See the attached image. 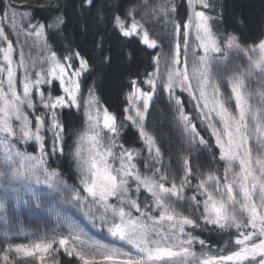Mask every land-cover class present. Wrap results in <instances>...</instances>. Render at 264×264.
Segmentation results:
<instances>
[{
    "label": "snow or ice",
    "instance_id": "obj_1",
    "mask_svg": "<svg viewBox=\"0 0 264 264\" xmlns=\"http://www.w3.org/2000/svg\"><path fill=\"white\" fill-rule=\"evenodd\" d=\"M187 2V22L168 21L175 29L170 58L154 56L155 71L146 73L142 82L131 78L125 94L123 120L137 129L153 164L146 162V170L141 171L137 164L141 150L121 141L122 122L89 88L83 99L85 127L74 133L71 156L78 183L73 185L60 183L62 174L50 160L63 156L66 143V127L57 110L82 106L81 82L90 71V61L79 50L61 57L48 44L47 29L65 25L62 14L48 24H33L27 12H19L11 3L5 7L0 15V214L9 210L12 201L23 202L54 215L57 228L29 244H8L0 251V264H19L17 258L46 264V258L60 250L81 264H264V85L259 91L249 87L253 78L264 79V39L247 46L233 34L221 38L212 30V17L197 10L210 8L208 0ZM93 7L95 0H81L82 13ZM170 11H176L175 5L169 8L165 2L152 15L167 20ZM111 23L119 36H135L147 49L158 47L143 18L138 20L133 11L113 16ZM11 35L19 45L18 59ZM95 47L110 63L103 36ZM35 48L40 50L36 57L31 55ZM233 56L238 64L231 63ZM56 82L61 95H53ZM161 89L176 110L174 122L189 148L207 150L213 163L223 164L222 174L219 167L194 169L189 157L182 159L177 172L165 170L159 142L147 127L151 103ZM177 89L195 101V117L186 112ZM196 119L208 139L198 130ZM21 144H32L36 151L22 150ZM194 179V191L188 196ZM41 189L57 196L45 200ZM144 193L147 197L141 202ZM56 199L78 208L93 227L98 223L101 230L106 228L121 245L89 236L63 213ZM185 206L189 211L180 210ZM208 226L234 237L229 241L233 250L213 253L196 235L197 229Z\"/></svg>",
    "mask_w": 264,
    "mask_h": 264
},
{
    "label": "trees",
    "instance_id": "obj_2",
    "mask_svg": "<svg viewBox=\"0 0 264 264\" xmlns=\"http://www.w3.org/2000/svg\"><path fill=\"white\" fill-rule=\"evenodd\" d=\"M157 0H95L93 7L87 14L82 13L81 0H0V15L3 14L5 3H11L14 7L27 10L30 13V20L33 24L37 21L48 24L57 15H63L65 25L60 30L54 28L47 29L46 38L48 44L59 56H64L70 52L80 51L90 61V71L84 73L81 82V96H88L89 88H94L97 97L102 105L106 106L110 112L117 115L118 120L122 122L121 141L130 148L141 150L142 155L137 157V164L141 171H145V163L153 164V161L145 155L144 146L139 139L138 133L131 127L129 122L124 121V108L126 107L125 94L130 90L127 85L133 77H138L142 82L145 74L153 72V57L157 55L158 49H147L139 43L137 37L124 38L119 36L118 32L113 30L111 23L112 17L119 14L122 17L137 8L142 3H155ZM210 8L205 9L208 16L212 17L211 27L217 36L223 38L228 34L236 35L241 45L251 46L257 44L260 39H264V0H208ZM175 21L183 25L187 20L186 0H177L175 6ZM101 14L104 19H101ZM101 36L104 38V55H111V62L105 63L96 47L95 41ZM183 34L181 33V46ZM78 65V61H74ZM145 87L144 85H142ZM146 89V87H145ZM47 94V88H45ZM177 93L181 96L186 112L196 116L195 104L187 93ZM53 95H61L59 84L56 82V88ZM43 110L41 109V112ZM59 119L66 127L65 145L63 156L53 157L50 160L52 168L58 169L62 174V180L68 185L77 184L75 163L71 156L76 134L84 127V119L80 111L75 108L58 109ZM39 114V113H38ZM157 119L154 120V126H158ZM198 130L208 139V134L204 127L200 126L199 119L194 121ZM164 126L158 128V138L163 142L165 154L171 157L172 164L178 163V155L182 151L178 143L168 146L161 136L170 140V133ZM164 133V134H163ZM50 135V134H49ZM171 139H175L172 137ZM175 141V140H174ZM218 157V150L214 147ZM22 150L29 153L36 151L34 145H20ZM51 140H49V148ZM207 159H200V164L204 168L215 169L219 167L223 173V164L213 163L212 155L203 151ZM156 166V165H155ZM208 168V169H209ZM205 169V170H208ZM151 174L150 172L148 173ZM193 188L188 189L187 194L191 196ZM147 193L140 196L141 202L145 200ZM150 199V198H149ZM105 230V229H103ZM196 235L205 239L206 244L213 253L227 254L230 248L229 241L234 239L227 233L218 230L202 227L196 230ZM7 245L0 244V251ZM195 250L201 251L200 245H195ZM51 264H81L74 256L69 257L63 252L55 253Z\"/></svg>",
    "mask_w": 264,
    "mask_h": 264
},
{
    "label": "rangeland",
    "instance_id": "obj_3",
    "mask_svg": "<svg viewBox=\"0 0 264 264\" xmlns=\"http://www.w3.org/2000/svg\"><path fill=\"white\" fill-rule=\"evenodd\" d=\"M167 2L169 5V8H171L172 5L177 4V0H157L155 3H142L137 8H134L130 11H133L136 14V18L139 20L143 18V22L148 27L150 33L154 38L158 40V51L157 54H161L162 56H167L170 58L171 56V50L174 47L175 40H174V34L175 29L174 25L169 20L175 21V15L173 12H169V17L166 20L165 18L156 17L152 15L153 9L156 8L161 3ZM8 5V3H5V7ZM186 7H187V20L189 16V8H188V2L186 0ZM16 8V7H15ZM19 12L25 13L27 12L30 17V13L27 10H22L19 8H16ZM197 10L205 11V9L197 8ZM186 20V22H187ZM27 21L25 22V24ZM7 27V25H5ZM13 40L14 45L17 47V59H18V51H19V45L16 44V36L11 35L10 37ZM192 40L195 41V34L193 32ZM24 43V37L21 35L20 37V44ZM29 45H32V41L29 40L27 42ZM25 54H29V48L24 49ZM182 51H183V44H182ZM202 54V53H201ZM31 55L34 57L40 55V50L38 48H35L32 50ZM192 51L191 48L189 49V59L191 60ZM183 60V57H181ZM231 63H239V61L236 59L235 56L231 58ZM79 66V63L76 67ZM218 68H222V66H218ZM155 71V68L153 69V72ZM20 75L22 76L23 73L21 72ZM58 83V82H57ZM59 84V83H58ZM264 85V79H258L253 78L252 82L250 83L249 87L253 91H259L261 86ZM146 90H147V86ZM179 89H177L178 91ZM62 94V92H61ZM87 98V96L84 97L81 96V104L82 106L76 110L80 111V113L83 116L84 119V127H85V116H84V107H83V99ZM126 101V100H125ZM195 104V101H193ZM127 103V102H126ZM234 107V102H233ZM67 108V107H66ZM176 115V110L172 104H170L167 94L163 92L161 89L158 91L156 97L151 103L150 110L147 116V127L150 132H152L155 137L157 138L159 142V146L161 148V152L163 154V164L165 165V170L169 171L170 173L177 172L178 169L181 167V161L183 158L189 157L192 161V166L194 169H202L204 171H207L204 168L202 164H200V159H207L206 154L202 151L196 150V149H190L187 141L182 136L181 130L177 127L176 123L174 122V118ZM157 119L158 126H154V120ZM131 125V123L129 122ZM161 126L167 128L166 131L170 133V137H175V141L170 138L167 139L164 136H161V139L168 145L173 146L174 142L178 143L182 151L178 155V163L172 164V159L169 155L165 154V149L163 147V142L159 140L158 138V128H161ZM83 127V128H84ZM131 127L138 133L137 129L131 125ZM164 134V133H163ZM144 148V147H143ZM145 150V155L148 157V152ZM142 155V153H141ZM139 157V156H138ZM156 167H159V164H156ZM224 167V166H223ZM182 175V172L179 173ZM179 181L177 180V183ZM60 183H64L63 180L60 181ZM42 196L45 200L53 199V197L57 196V193L55 192H49L47 189H41ZM27 199V198H26ZM55 204L59 205L62 209L63 213L70 216L73 220H76V222L80 223L81 226L85 229V231L89 234V236L100 240L102 243H108V244H114L116 246H120L121 242L118 240H114L112 237L109 236L107 233V230H101L98 223L96 227H93V225L89 222V220L85 219L82 215V213L78 210V208L72 207L70 204H64L61 202V200L56 199ZM181 211H189L187 206H185L183 209H180ZM57 228L56 223V217L52 214H50L45 209H35L32 205L25 204L23 202L17 204L15 201L11 202V207L6 213L0 214V244L7 245L8 244H29L32 242V240L36 236H43L44 234H51L52 230ZM6 246V247H7ZM126 249H130V246L124 245ZM134 251V250H133ZM60 252H63V250H60ZM64 253V252H63ZM55 253H52V255L48 256L46 258V264H51L53 261V256ZM65 254V253H64ZM67 255V254H66ZM68 256V255H67ZM15 258V257H14ZM19 259V264H38V261L35 258H17Z\"/></svg>",
    "mask_w": 264,
    "mask_h": 264
}]
</instances>
